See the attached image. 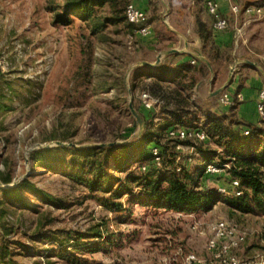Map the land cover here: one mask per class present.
I'll return each instance as SVG.
<instances>
[{"label": "rangeland", "instance_id": "rangeland-1", "mask_svg": "<svg viewBox=\"0 0 264 264\" xmlns=\"http://www.w3.org/2000/svg\"><path fill=\"white\" fill-rule=\"evenodd\" d=\"M65 2L0 0V195L21 186L28 204H8L6 221L12 230L7 235L0 230V244L2 237L9 241L18 264H184L191 252L210 260V226L226 220L247 232L238 251L245 264H261L264 212L236 211L217 193L233 179L227 168L201 178L218 198L207 206L176 210L137 199L143 187L139 178L153 165L142 159L118 169L113 159L122 161L127 149L120 146L142 139L145 126L139 131L129 107L132 101L137 110L142 100L132 82L141 62L154 61L156 52L129 45L127 22L97 28L70 13L71 24H63L59 18L66 16ZM159 2L153 5L164 12L166 6L162 9ZM98 14L103 18L107 13ZM166 117L173 121L157 116L153 130L177 121ZM188 118L186 126L205 129L199 109ZM161 139L166 147L161 166L155 165L157 177L182 163L195 172L204 161H222L223 147L215 140L202 147L198 140L181 144ZM110 142H117V148L105 168L116 182L107 191L91 190L50 166L60 168L74 150ZM9 174L12 181L3 182L1 176ZM110 197L122 206L105 203Z\"/></svg>", "mask_w": 264, "mask_h": 264}, {"label": "trees", "instance_id": "trees-1", "mask_svg": "<svg viewBox=\"0 0 264 264\" xmlns=\"http://www.w3.org/2000/svg\"><path fill=\"white\" fill-rule=\"evenodd\" d=\"M65 1L64 9L66 10V16L59 18V21L63 24H71L72 18L69 15L70 13H75L84 20L94 23L97 28L104 26L106 22H127L129 30L132 29L131 23L127 21L125 10L127 5L133 0ZM197 1L199 0H192V5H196ZM202 4L204 6V0H202ZM102 12L107 13L103 18L98 14ZM206 12L208 13L207 10ZM208 15V21L197 20V34L203 40L205 54L211 60L219 57L225 58L223 55L220 56L219 50L214 43L212 33L214 17L210 13ZM143 68L140 66L137 68L136 73L138 72L139 77L133 79L132 89L134 91L138 89L141 93L148 92L151 96L159 99L160 105L157 109H147L141 101L140 105L137 106V110L143 118L145 126L142 139L138 142H132L128 146H120L119 150H127L124 152V159L122 161H118L116 158L113 159L115 160L114 167L123 169L130 166L135 160L140 161L142 159H147L148 165H153V168H149L145 172L146 174L142 178H139L140 183L143 184L140 196L137 197L140 201L176 210H193L195 207L207 206L218 198L213 196L212 192L203 186L201 178L211 176L210 173L206 172L205 167L200 166L195 172H191L186 164L182 163L181 170L172 168L165 171L163 176L157 177L154 174L155 165L157 164L154 160L152 149L155 146L158 147L164 161L163 152L165 151L166 142H162L161 138L163 137L166 141L171 140L169 136L170 129L176 126L202 129L199 126H186L188 117L197 113V109L191 101L189 91L197 83L198 76L205 75L208 68L206 65L201 67L186 65L174 71L170 66H160L159 69H156L152 73L150 71L145 73ZM149 75L153 78H147ZM162 75H170L171 77H164ZM176 79L179 80L175 82ZM232 111L233 108L225 112L218 110L208 111L204 120L208 128L206 130L203 129L206 132L207 138L205 140H198V142L202 147H205L210 139H214L220 148L223 147L222 151L224 152L221 155L222 161L220 164L229 163L228 172L233 178L240 180L242 194L226 197L229 205L236 211L264 212V124L255 126L250 122L237 118ZM160 115L170 116L177 121L153 130V121ZM245 126H249V134H244ZM131 129L134 130V127ZM128 135H131V133ZM149 141H152V143L148 144ZM175 141L185 144V142L189 141L194 142V139L188 138ZM188 145L193 144L189 143ZM116 148L115 146H99L74 150L66 162L63 164L59 163L60 168L55 165L50 166L56 171L58 169L65 171L68 177L86 184L91 190L107 191L116 182V178L106 170L105 165L111 160L109 153ZM129 148H139V152H129ZM57 149H60V147ZM48 151L46 149L39 153H47ZM216 152L217 150H213V153L216 154ZM114 156L117 157L118 155L115 154ZM52 159L56 160V157ZM12 179L11 174L1 176V180L5 183L11 182ZM23 183L26 184V182ZM20 187L3 190L0 195V230L4 235H7L12 230L6 221L7 215L10 212L8 204L15 201L28 206L26 199L21 195ZM33 188V191L39 193V189ZM40 194V197L47 201L48 195L43 192ZM104 202L115 209L122 206L121 203L115 202L113 197L105 198ZM41 227L42 224L38 226V229ZM2 238L4 239L0 244V264H18L17 260H15L17 251L10 248L9 241L5 237Z\"/></svg>", "mask_w": 264, "mask_h": 264}, {"label": "crops", "instance_id": "crops-1", "mask_svg": "<svg viewBox=\"0 0 264 264\" xmlns=\"http://www.w3.org/2000/svg\"><path fill=\"white\" fill-rule=\"evenodd\" d=\"M154 1H132L146 10L148 21L150 19L149 23L153 28L152 34L142 39L141 46L155 50L154 61L146 58L143 61L155 62L161 52L170 49L177 51L163 54L160 63L156 66L141 63L140 67H144V72H155L160 66H170L176 71L186 65L195 67L206 65L207 73L199 75L197 83L189 91L195 107L204 115L208 111L218 110L216 107L219 96L224 90H229L233 95L240 94L241 98L233 107L223 108L222 111L233 108L232 112L237 118L255 126L264 124L257 111L259 92L264 89V16L248 15L244 12L247 5H264V0H239L241 12L238 15L231 13L229 1L218 0L221 11L230 18V27L223 31L212 28L214 43L220 56H225L215 60H211L205 54L203 40L196 31L198 19L209 20L202 0L197 1L196 5H192V0H159L163 5L162 9L166 6L164 12L153 5ZM238 28H242V34L237 44L235 34ZM202 56L210 62L211 68ZM233 67L234 71L231 74ZM137 73L135 77H139ZM148 78L153 77L149 75ZM178 80L176 79L175 82ZM225 84H227L226 88L215 94L216 90ZM162 117V121L168 120L165 115ZM207 126L204 125V130ZM245 127L249 128V126ZM212 141L214 139H210L208 144ZM258 256L263 259V256Z\"/></svg>", "mask_w": 264, "mask_h": 264}, {"label": "built area", "instance_id": "built-area-1", "mask_svg": "<svg viewBox=\"0 0 264 264\" xmlns=\"http://www.w3.org/2000/svg\"><path fill=\"white\" fill-rule=\"evenodd\" d=\"M230 3V11L234 15L241 12V2L239 0H227ZM204 6L208 13L214 17V29L218 31L227 30L230 27V18L221 11L218 0H204ZM244 12L248 15L264 16V5H247ZM126 18L132 25V29L127 34V40L134 49L139 48L143 38L149 37L153 28L148 21L146 10L134 2H130L125 10ZM242 34V28H238L235 34V40H238ZM195 62L194 60L192 61ZM241 98L240 94L233 95L229 90H224L218 99L217 109L232 107ZM141 101L147 109H157L160 105L159 99L151 96L148 92L141 93ZM257 111L264 122V89L260 90L257 101ZM250 129L246 128L244 134H249ZM169 136L175 140H185L193 138L194 140H205L206 132L203 129L176 126L169 130ZM193 146V145H191ZM195 149V146L192 147ZM154 160L158 166L162 164V157L158 147L152 149ZM191 160L192 155L188 156ZM202 164L207 173L215 174L221 170L229 168V163L220 164V162L204 161ZM181 170V167L177 168ZM217 193L225 197H234L242 194L240 180L233 178L229 186L219 187ZM247 232L237 224L226 220H217L210 226V235L207 240V248L210 251V260L200 257L191 252L186 255L184 264H245L238 251L246 242ZM264 264V260L261 262Z\"/></svg>", "mask_w": 264, "mask_h": 264}, {"label": "water", "instance_id": "water-1", "mask_svg": "<svg viewBox=\"0 0 264 264\" xmlns=\"http://www.w3.org/2000/svg\"><path fill=\"white\" fill-rule=\"evenodd\" d=\"M176 51H177V49L165 50V51L161 52V53L158 55V57H157V59H156L155 62L143 61V62H141V63H142V64H145V65H147V66H156V65H158V64L160 63V61H161V57L163 56V54H165V53H171V52H176ZM202 59H204V60L207 62V64L210 66V68H211V64H210V62H209L208 60H206L205 57H203V56H202ZM233 71H234V67H233L232 70H231V74H233ZM226 85H227V84H225L222 88L216 90L215 94H218V93L221 92L224 88H226ZM129 107H130L132 113L134 114V116L136 117V119H137V121H138V124H139V131H141V130L143 129V127H144V121H143V118L141 117L140 113L135 109V107H134L132 101H130ZM56 144H58V145H63V146H64V145L76 146V145L73 144V143H65V142H61V141H56ZM115 144H117V142L100 143V144H98V146H113V145H115ZM0 184H1V182H0ZM9 186H10V185H9Z\"/></svg>", "mask_w": 264, "mask_h": 264}]
</instances>
